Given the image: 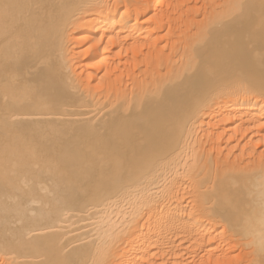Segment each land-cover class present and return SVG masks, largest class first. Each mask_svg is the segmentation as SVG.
Returning a JSON list of instances; mask_svg holds the SVG:
<instances>
[{"label":"bare ground","instance_id":"obj_1","mask_svg":"<svg viewBox=\"0 0 264 264\" xmlns=\"http://www.w3.org/2000/svg\"><path fill=\"white\" fill-rule=\"evenodd\" d=\"M263 8L0 0V264H264Z\"/></svg>","mask_w":264,"mask_h":264},{"label":"rangeland","instance_id":"obj_2","mask_svg":"<svg viewBox=\"0 0 264 264\" xmlns=\"http://www.w3.org/2000/svg\"><path fill=\"white\" fill-rule=\"evenodd\" d=\"M264 3V0H263ZM252 24L249 26L248 30L246 28H242L237 34L236 38L244 37V42L253 41L260 42L264 47V8L259 10L253 17ZM237 50L239 48L236 45H232Z\"/></svg>","mask_w":264,"mask_h":264}]
</instances>
